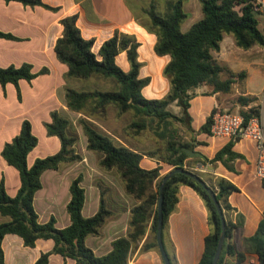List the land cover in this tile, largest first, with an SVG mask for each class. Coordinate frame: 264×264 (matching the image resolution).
Instances as JSON below:
<instances>
[{"label": "crops", "instance_id": "obj_1", "mask_svg": "<svg viewBox=\"0 0 264 264\" xmlns=\"http://www.w3.org/2000/svg\"><path fill=\"white\" fill-rule=\"evenodd\" d=\"M152 1L164 3L167 0H42L46 7H29L17 1L0 0V31L13 36V39L0 38V68L29 64L35 74L44 69L48 70L31 82L21 80L18 86L7 84L3 87L0 84V182L3 179L8 195L15 196L21 182L18 171L6 163L1 153L5 144L19 134L25 121L30 122L32 132L39 140L38 145L28 155L30 167L37 158L54 155L61 149L59 139L49 136L46 129V124L52 121L53 112L60 113L74 125L81 118H86L82 113L71 111L67 107L66 88L81 90V82L87 83L89 80L66 79L68 67L58 60L55 53L57 40L63 36L61 20L64 17L78 14L77 26L81 35L85 39H95V52L115 31L135 36L139 43L138 61L142 64L140 77L150 78V83L142 90L143 96L155 100L167 95L170 84L164 77L163 70L170 57L155 54L157 37L146 30V23L140 22L145 20L142 9L147 8ZM254 1L260 5L257 13L264 21V0ZM184 11L188 18L182 24L181 30L187 32L203 17L201 0H187ZM188 21L190 24L184 31L182 27ZM234 45L236 46L233 37L225 36L220 52L214 54L218 62L228 69L221 75V79L226 80L231 73L234 74L233 90L235 79L244 77L242 89L236 88V98H256L246 89L245 84L252 77L264 76V46H254L243 50L245 52H239ZM116 61L124 71L130 69L125 52L120 53ZM221 95L226 94L214 93L209 86L197 88L190 101L187 123L184 125L179 121L168 120L165 126L153 128L151 143L145 141V134L133 136L125 132L126 126L97 127L118 143L141 153L140 165L143 169L150 170L161 166L163 176L173 169L164 161L168 156L165 144L169 140L189 144L193 153L185 160L184 168L199 173L208 185L210 177H220L237 187L238 191L229 197L233 208L229 219L240 225L235 238L238 249L244 252L245 239L256 232L263 218L264 187L263 181L255 174L257 149L253 141H236L233 151L239 156L227 162V166L221 161L213 160L229 141L214 138L210 133L202 132L201 128L214 110H223L220 108ZM258 102L256 98L242 108L247 111L256 107ZM110 108L112 107L108 109ZM168 110L178 117L181 116V109L175 103ZM114 119H117L116 116ZM96 120L91 121L99 123ZM173 122L178 126H172ZM74 127L78 134L74 149L80 159L62 163L57 170H47L42 174V188L35 194L34 208L40 223H47L54 218L58 229L68 227L71 222L67 212V204L71 199L70 185L73 180L82 176L81 186L85 191L82 215L85 218L96 215L102 198L105 210L110 213L99 234L86 239V245L96 256H104L112 250L113 241L127 237L130 233L131 210L138 202L126 193L115 169L104 170L99 166L102 155L88 150L82 126ZM41 134L47 139L49 153L32 158L34 151L42 143ZM208 216V210L198 193L187 185H180L176 208L170 214L162 233L165 251L169 259L173 258V264L199 263L204 253L205 238L211 229ZM9 220L10 218L0 214V224ZM152 222L153 213L146 222L145 234L130 249L128 264H164L158 249H145V245L152 240ZM53 247V240L42 239L33 248L26 247L23 240L13 234L6 235L2 241L5 264H35L42 254L51 253ZM49 264L76 262L51 253Z\"/></svg>", "mask_w": 264, "mask_h": 264}, {"label": "trees", "instance_id": "obj_2", "mask_svg": "<svg viewBox=\"0 0 264 264\" xmlns=\"http://www.w3.org/2000/svg\"><path fill=\"white\" fill-rule=\"evenodd\" d=\"M4 1H17L29 7H46L42 0ZM186 1L167 0L163 6L152 1L147 8L142 9L146 30L157 37L155 54L170 57L163 70L170 90L162 99L150 100L142 94L143 88L150 83V78L140 77L142 64L138 61L139 43L135 36L115 31L95 52V39H85L81 35L77 26L78 14L61 20L64 31L63 36L57 40L55 53L58 60L68 67L66 79L87 81L100 77L113 80L117 84V90L114 91L66 88L67 107L85 115L86 118H81L79 123L87 138L88 150L102 155L99 162L102 169H115L119 173L126 193L138 204L131 210L130 233L127 237L113 241L112 250L104 256H96L86 245V239L99 234L110 213L105 210L102 198L96 215L89 218L82 215L85 202V191L81 186L82 176L77 177L70 185L71 199L67 204L70 225L58 229L54 218L47 223H40L34 208V198L36 192L42 188L41 176L47 170H57L62 163L80 159L74 149L78 137L70 132L71 122L60 113L53 112L52 121L46 124V129L49 136L59 139L61 149L54 155L37 158L29 167L28 155L38 145L39 140L33 134L30 122L25 121L19 134L5 144L1 153L6 163L18 171L21 185L16 195L10 196L6 192L3 179L0 182V214L10 218L8 222L0 224V264H5L2 241L9 234L19 236L24 245L31 248L35 247L40 239L53 240L51 253L72 259L76 264H128L130 249L135 241L145 234L146 222L151 213L152 240L145 245V249H158L157 208L159 188L164 177L161 166L150 170L143 169L140 165L141 153L118 143L91 120L105 117L107 109L112 107L117 110L118 116L131 113L133 120L125 128V132L134 130L133 136L148 128L165 126L168 120L179 121L185 125L189 120L190 101L197 88L209 86L214 93L224 94L232 90L234 74L231 73L229 78L222 80L221 75L228 69L214 56L220 52L224 37L232 36L236 46L242 50L264 46V34L258 28L254 0H201L202 19L193 24L187 32H183L181 26L188 18L184 11ZM0 38L13 39V36L0 31ZM122 52L126 53L130 64L128 71H124L116 61V57ZM47 71L44 69L39 74ZM39 74L33 73L29 64L0 68V84L3 87L7 84L18 86L21 80L31 82ZM254 100L239 98L242 106H247ZM174 103L181 109L180 117L168 110ZM214 112L215 110L212 114ZM236 113L249 119L259 115L260 106ZM212 114L202 126V132L210 133ZM234 143L229 141L217 152L213 160L221 161L227 166V162L238 158L239 155L233 151ZM165 150L168 156L164 161L173 168H183L185 160L193 153L189 144H180L175 140H169ZM196 174L202 177L199 173ZM180 185L194 189L208 210L211 229L205 238L204 253L198 264H211L221 233V220L208 192L184 174H174L164 186L163 227L176 208ZM209 187L215 193L226 221L225 241L217 264H240L245 258V253L255 254L259 263L264 264V212L256 232L245 239V251H240L235 238L240 225L229 219V213L233 210L229 197L238 189L220 177H210ZM101 193L103 196L104 191ZM51 253L42 254L35 264H49ZM170 261L173 264V258H170Z\"/></svg>", "mask_w": 264, "mask_h": 264}, {"label": "rangeland", "instance_id": "obj_3", "mask_svg": "<svg viewBox=\"0 0 264 264\" xmlns=\"http://www.w3.org/2000/svg\"><path fill=\"white\" fill-rule=\"evenodd\" d=\"M159 4H160V6H163L165 4V2L164 3L162 2ZM255 16L258 20V26L264 34V30H263L264 21L258 13H256ZM140 22L142 24H145L146 20L142 19V20H140ZM188 24H190V21H188L187 24H185L182 27L184 31L186 30V26H188ZM229 40L233 43L232 39H229ZM224 44H225V42L223 43V45ZM234 48H235V50L237 49L239 52H245L242 49L237 48L235 45H234ZM243 74H244V72H243ZM225 76H228V75L225 74ZM243 81H244V77H239V78H237V80L235 79V84H234V87H233V90L231 91V93L226 94V95H221L220 108L223 109L221 111H228V112H233V113L244 111V108H242L243 106L240 105L241 103H240L239 99H237L238 97L236 98V94H237L236 88L241 90L243 87ZM81 83H82L81 90H85V91L93 90V89H98L101 91L117 90V84L113 80H104L100 77H95V78H92L91 80L89 79V81L87 83H85V82H81ZM245 87L249 92H251L253 95H255V97L259 101L257 106H260L259 105L260 101H262L263 96H264V76H255V77L248 79L246 81ZM256 98L253 97V99H256ZM115 116L117 119H114ZM132 120H133V117H132L131 113H126V114H123L121 116H118L117 110L114 108H110V109H107L105 117H101V118L97 119L96 121L99 123H94V124L96 126H126V128H127V126L130 125ZM71 126H73V127L71 128L70 132L72 134H76L78 137L76 127H74V126H81V125L79 124V122H77L76 125H74L72 123ZM172 126H178V124L173 122ZM153 128H148L145 131H142L135 136H140L141 134H145V135H143L145 138V141L147 143H151L153 140V131H154ZM128 133L133 135L134 130H129ZM41 139H42L41 140L42 143L40 144L39 148L36 151H34L32 158H34L35 156H38V155H46L47 153H49L48 152L49 150H48L47 145H46V143H47L46 137L41 134ZM180 144H182L181 141H180ZM165 148H166V146H165ZM190 171H192V170H190ZM192 172H195V171H192Z\"/></svg>", "mask_w": 264, "mask_h": 264}, {"label": "built area", "instance_id": "obj_4", "mask_svg": "<svg viewBox=\"0 0 264 264\" xmlns=\"http://www.w3.org/2000/svg\"><path fill=\"white\" fill-rule=\"evenodd\" d=\"M255 5L258 12L260 5L258 3ZM260 105L259 115L249 119L239 113L215 110L212 114L210 134L214 138L233 142L240 139L253 141L257 149L255 174L259 180L264 181V96ZM240 264L260 263L255 254L245 253V258Z\"/></svg>", "mask_w": 264, "mask_h": 264}, {"label": "water", "instance_id": "obj_5", "mask_svg": "<svg viewBox=\"0 0 264 264\" xmlns=\"http://www.w3.org/2000/svg\"><path fill=\"white\" fill-rule=\"evenodd\" d=\"M184 174L193 180H195L199 185H201L209 194L211 197V200L213 201L216 210L219 214L220 220H221V233L219 237V241L216 247V251L212 260L211 264H217L218 260L220 258L222 249H223V244L225 241V232H226V221L223 215L222 207L219 203V201L216 198L215 193L213 190L209 187L208 183L205 182L198 174L187 170L186 168H173L169 173H167L161 181V185L159 188V199H158V208H157V231H156V242H157V247L160 252V255L162 257V260L164 264H171L170 259L165 251L164 245H163V240H162V233H163V190L166 182L174 175V174Z\"/></svg>", "mask_w": 264, "mask_h": 264}]
</instances>
